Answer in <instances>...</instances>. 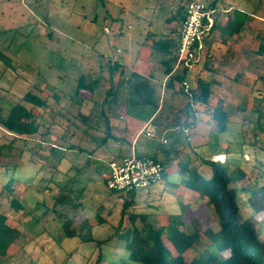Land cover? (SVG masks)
Segmentation results:
<instances>
[{
	"label": "rangeland",
	"instance_id": "1",
	"mask_svg": "<svg viewBox=\"0 0 264 264\" xmlns=\"http://www.w3.org/2000/svg\"><path fill=\"white\" fill-rule=\"evenodd\" d=\"M209 4L211 0H202ZM184 0H0V108L6 116L14 103L20 102L27 107L31 103L23 99L27 92L39 95L46 103L35 116L43 134L26 136L25 142L4 150L0 157V189L6 180V167H16L13 196L21 200L28 209H34L40 220H30V215L16 212L10 207V195L0 194V212L8 216L7 223L16 226L20 235L15 241H7L0 236V264H94L98 255L95 241L82 242L80 236L105 238L113 232L119 222L122 198H107L109 189L102 182V174L109 170L108 162L115 155L118 146L109 142L100 143L105 136L103 120L95 105L100 103L109 85L108 74H102L100 84L91 100H82L75 96L76 79L81 73L97 72L106 60L119 59L126 71L137 60L138 53L150 40L163 34L166 19L175 14L179 3ZM237 7L248 12L251 20L240 33L227 43L221 41V33L215 30L207 40V45L216 53L226 56L225 63L209 61V69L202 59L192 72L191 79L199 73L205 78L214 77L220 84H212L214 105H223L230 112V123L226 132L217 131L216 123L209 124L206 118L200 119L191 128L189 136L174 138L177 151L166 177L158 184L146 189L136 197L133 211L147 216L146 224L162 228L171 214H179L188 205L182 217L180 228L185 231L212 228L219 229V223L211 210L207 199L187 189L188 184L178 170L190 161L199 171L207 174L197 153L204 157L224 159L234 162L240 159L249 165H258L264 169V123L258 128L249 116L259 105L256 90L264 88V56L256 51L264 35V0H219L216 6V22L223 25L227 14ZM154 34V35H150ZM158 58L150 63L158 69ZM215 72V74H212ZM117 79L118 71L114 72ZM157 82H164L163 73L156 74ZM161 84V83H160ZM158 84V86L160 85ZM94 107V108H93ZM92 109H94L92 111ZM90 113L86 125L77 118L78 112ZM105 111L111 114L110 108ZM117 127L127 124L131 130H142V138L137 139L138 149L153 152L156 145L167 138V132L153 125L148 111L134 109L126 112L119 110ZM68 125V128H66ZM152 132L153 137L146 135ZM258 134L257 138L255 135ZM0 130V141L3 139ZM189 142V143H188ZM37 143H43L37 148ZM188 143V144H187ZM256 144L253 147V144ZM76 145L70 149L69 145ZM54 146V150L49 147ZM32 147L34 150H30ZM78 149H82L79 151ZM242 166V165H241ZM249 174L250 166H242ZM56 169V170H55ZM54 178L58 182L72 179V197H81L84 211L78 216L73 227L80 233L75 238H66L64 231L53 213L43 214L41 204L46 200L51 204L56 187L45 190L47 180ZM247 180L241 179L238 186H247ZM184 190V191H183ZM125 194V193H124ZM243 200H245V195ZM96 204H101L104 224L90 228L83 225L85 217L93 218ZM112 214L107 211L114 206ZM246 215L251 214L245 208ZM72 216V214H71ZM258 228L264 238V216L256 215ZM83 222V223H82ZM124 225H130L125 217ZM141 227L143 222L137 220ZM201 239L183 257L188 263L205 258L206 249H214L210 238L201 235ZM164 240L176 251L165 232ZM117 245V246H116ZM103 247L104 264H113L121 256V247L114 239ZM6 253L3 256V253ZM222 257L229 254L227 249L218 252Z\"/></svg>",
	"mask_w": 264,
	"mask_h": 264
},
{
	"label": "trees",
	"instance_id": "2",
	"mask_svg": "<svg viewBox=\"0 0 264 264\" xmlns=\"http://www.w3.org/2000/svg\"><path fill=\"white\" fill-rule=\"evenodd\" d=\"M188 1L184 0L183 3H179L175 14L167 17L163 34L155 40H150L151 42H148L146 47L139 52L140 54L142 52L147 53L145 56L146 64H142L143 71L135 64H132L130 70L126 71L118 58L114 61L108 59L106 60L107 67H103L105 65L101 64L97 72L79 74L74 88L75 96L82 100H91L100 84L99 76L108 74L109 85L105 95L102 101L95 105V110H99L97 113H99L104 124L105 136L101 138L100 143L108 145L109 142H112L118 146L117 149H114L116 153L111 160L135 153L137 156L151 157L160 161L164 166L163 179L166 177L177 151L174 138L181 135L188 137L191 128L203 118H206V122L209 124L216 123L217 131L220 133L226 132L230 123V112L223 105L212 103L214 98L212 84H220L219 80L214 77L205 78L199 73L192 80L191 72L176 68L179 29L185 19ZM218 1L211 0L207 5L216 8ZM250 20L251 15L248 12L232 7L225 23L221 25L215 21L211 33L219 30L222 37L221 41L227 43L230 38L240 33ZM261 37L262 41L256 51V55L259 57L264 56V35ZM154 58L159 59V70L165 76L164 82H160L161 84L157 82L154 72L150 68V63ZM204 59V66L210 70L209 61L223 64L226 56L207 47ZM116 71H118L117 79L114 77ZM260 78L264 80V76H260ZM184 81L190 83L187 91L181 86ZM158 84L160 85L158 86ZM256 94L259 105L254 109V113L249 116V121H255L258 128H262L264 123V88L256 90ZM23 99L31 103V107L20 102L14 103L6 116L2 115L0 108V130L3 132V139H6L0 141V157L4 155V150L16 147L19 141L25 142L26 136L43 134L35 116L38 109L45 105V99L30 92H27ZM105 106L110 108L111 114L105 111ZM134 109L148 111V117L152 120L153 125L167 132L170 142L166 138L167 141H161L156 145L153 152L139 150L137 139L144 137L140 133L142 126L135 131L131 130L127 124L122 128L117 127L119 110L128 112ZM91 112L82 113L79 111L76 116L82 124L86 125ZM86 129L87 125L84 128V134ZM257 135L255 138L258 137ZM255 145L254 143L253 147ZM42 147L43 143H37V148ZM54 148V146L49 147L50 150H54ZM69 148L76 149V145L70 144ZM30 150L34 149L30 147ZM78 150L82 151V149ZM219 154L222 153H214V155ZM197 156L207 168V174L199 171L197 166H191L190 161L185 163L178 172L183 175L182 179L187 182L189 188L187 190L196 192L199 197L207 199L218 220L219 229L216 231L209 227L192 231L181 229L182 217L188 205L184 207L181 213L169 215L165 226L154 228L152 225L146 224V215L133 211L136 197L144 192L131 191L125 193L108 190L105 192L107 198H122V209L116 229L102 239H95L92 236H80L79 238L82 242L95 241L97 243L99 249L94 264L105 263L103 253L105 247L103 246L114 239L118 242V247H121V253L125 255L113 264H264V238L261 236L258 220L255 218L259 214L264 216V169L259 168L258 165H249L248 162L240 159L234 160L237 166L232 168L230 159L223 161L224 158L218 160L214 159V156L204 157L199 153ZM241 165L250 166L249 174ZM15 170L16 167L14 166L6 167L7 177L2 184L0 194L6 191L10 195V207L12 209L16 212L29 214L30 220L38 221L40 218L34 214V209H28L21 200L12 195L15 192ZM108 172L109 170L102 174V182L105 187ZM241 179L248 181L247 186H238ZM72 182L71 178L64 182H58L54 178L47 180L42 185L44 189L50 191L52 189L50 184L53 183L57 190L53 195L51 204L47 203L46 200L41 202L44 208L43 214L53 213L52 219L58 222L65 237L69 239L79 236L80 233L73 227V224L85 210L81 200L85 187L74 198L72 197ZM244 195L245 200H243ZM246 207L250 208V215H246ZM95 208H97L93 216L96 219L95 223H91V218L88 217L82 220L83 225L87 226L86 228L92 227L93 224L106 222V218L102 216L101 204H96ZM114 209L115 204L107 213L112 214ZM125 217L129 220L130 225H124ZM7 219V214L0 212V236L2 234L4 236L5 249L9 241H15L20 235L19 229L8 224ZM137 220L143 222L141 227L137 225ZM165 232L168 233V240L176 251V255L172 254L171 248L164 240ZM201 235L210 238V245L214 249L207 248L205 258L201 261L186 262L183 257L184 253L199 243ZM222 249L229 251L226 257L218 254ZM5 254L4 252L3 256Z\"/></svg>",
	"mask_w": 264,
	"mask_h": 264
},
{
	"label": "built area",
	"instance_id": "3",
	"mask_svg": "<svg viewBox=\"0 0 264 264\" xmlns=\"http://www.w3.org/2000/svg\"><path fill=\"white\" fill-rule=\"evenodd\" d=\"M216 8H211L202 0H189L186 4L185 19L179 29L176 68L193 72L205 57L207 40L211 36L216 21ZM187 91L188 81L181 83ZM146 135L153 137L152 132ZM166 138L163 142H166ZM163 164L151 157L137 156L135 153L109 162L106 187L119 192L138 191L158 184L163 180Z\"/></svg>",
	"mask_w": 264,
	"mask_h": 264
},
{
	"label": "crops",
	"instance_id": "4",
	"mask_svg": "<svg viewBox=\"0 0 264 264\" xmlns=\"http://www.w3.org/2000/svg\"><path fill=\"white\" fill-rule=\"evenodd\" d=\"M228 15V14H227ZM147 55V53H138V56H137V60L135 61V63H133V64H135L136 66H138V67H140L141 69H142V71L144 70V68H143V66H142V64H146V62H145V56ZM154 60V59H153ZM151 61V62H154V61ZM132 65V64H131ZM150 68L152 69V72H154V77L155 78H157L156 77V74L157 73H159V72H162L161 70H159V68L158 69H155V68H152L151 66H150ZM162 79H165V76H164V74H163V78Z\"/></svg>",
	"mask_w": 264,
	"mask_h": 264
},
{
	"label": "bare ground",
	"instance_id": "5",
	"mask_svg": "<svg viewBox=\"0 0 264 264\" xmlns=\"http://www.w3.org/2000/svg\"><path fill=\"white\" fill-rule=\"evenodd\" d=\"M219 158H224V154H219Z\"/></svg>",
	"mask_w": 264,
	"mask_h": 264
}]
</instances>
